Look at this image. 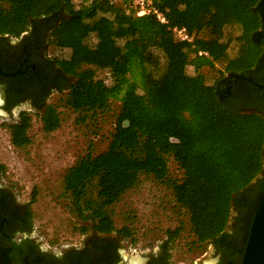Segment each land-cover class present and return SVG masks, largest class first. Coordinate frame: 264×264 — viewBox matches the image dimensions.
<instances>
[{"label": "trees", "instance_id": "1", "mask_svg": "<svg viewBox=\"0 0 264 264\" xmlns=\"http://www.w3.org/2000/svg\"><path fill=\"white\" fill-rule=\"evenodd\" d=\"M136 1L0 0L1 36L17 38L38 20H56L49 45L74 82L38 115L43 131L60 128L61 107L85 125L110 114L114 119L107 148L87 152L65 171L59 198L79 234L93 229L130 238L132 228L117 227L113 207L150 179L171 190L186 216L166 231L170 248L183 237L187 253H202L227 236L233 210L248 205L246 245L264 196V178L258 179L264 175V107L244 111L264 90L238 80L221 100L216 92L226 88L221 81L228 73L264 85L257 72L264 71V46L251 40L262 25L253 10L259 0H145L166 23L153 13L139 16ZM174 28H184L192 41L177 39ZM63 50L67 56L59 59ZM97 71H106L110 82L97 79ZM211 73L218 75L212 84ZM30 126L31 114L23 112L9 127L15 148L31 143ZM170 160L180 178L171 176ZM125 219L134 216L127 212Z\"/></svg>", "mask_w": 264, "mask_h": 264}, {"label": "flooded vegetation", "instance_id": "2", "mask_svg": "<svg viewBox=\"0 0 264 264\" xmlns=\"http://www.w3.org/2000/svg\"><path fill=\"white\" fill-rule=\"evenodd\" d=\"M55 21L38 20L17 38L0 35L1 70L21 72L16 77L0 75V119L9 132V127L19 123L25 109L42 114L51 98L67 92L74 82V77L57 65L49 45ZM256 32L264 34L262 25ZM258 40L264 46V37ZM67 53V50L60 51L57 57L65 59ZM257 72L264 81V71ZM250 101L254 107L246 111L264 107V93L253 95ZM254 195L251 192L249 198ZM29 206L19 199L0 168V264H131L134 260L138 264H186L176 261L167 237L134 244L133 236L126 238L117 232L106 234L89 229L79 234V238L60 240L53 246L41 244L35 238ZM248 211V205L234 209L227 236L211 242L208 255L191 264H240Z\"/></svg>", "mask_w": 264, "mask_h": 264}, {"label": "rangeland", "instance_id": "3", "mask_svg": "<svg viewBox=\"0 0 264 264\" xmlns=\"http://www.w3.org/2000/svg\"><path fill=\"white\" fill-rule=\"evenodd\" d=\"M81 2L74 0L76 6H80ZM209 76L211 84L218 77L216 73ZM96 77L110 82L106 71H97ZM60 97L54 95L50 104L57 103ZM24 111L28 112V109ZM59 111L62 124L50 134L43 131L39 114L29 111L31 126L28 135L31 143L24 149H17L11 144L7 125L0 119V166L4 168V178L15 189L19 199L29 203L36 233L45 245L51 246L60 240L79 238L78 221L59 198L65 171L87 152L98 154L104 151L114 123L112 114L100 117L95 124L85 125L77 114L68 109L61 107ZM169 169L172 177H181L172 160ZM127 212L134 216L132 221L126 222ZM113 214L117 227L128 224L132 228L134 244L149 239H165L167 230L186 221L184 212L180 213L175 206L171 190L150 179H142L136 188L124 195L113 207ZM185 243L186 239L181 237L171 244L177 262L191 264L197 258L204 259L209 253L207 246L202 253L189 254Z\"/></svg>", "mask_w": 264, "mask_h": 264}, {"label": "water", "instance_id": "4", "mask_svg": "<svg viewBox=\"0 0 264 264\" xmlns=\"http://www.w3.org/2000/svg\"><path fill=\"white\" fill-rule=\"evenodd\" d=\"M255 12H258L260 15L262 29L264 30V0H259V3L256 7L253 8ZM259 37H264V34L261 32H255L252 34L251 40L254 44H259ZM21 72L16 71L12 73H5L0 68V75L4 77H16ZM238 80L247 81L259 89H264V85H260L254 82L253 78L249 76H245L242 74L228 73L225 78L221 81L226 84V89L220 90L218 89L216 92L217 97L221 100L225 94L229 92V85ZM246 114H251L252 111L247 110L244 111ZM0 114H2L0 112ZM261 178V175L258 179ZM254 181L253 183H255ZM35 238L44 244L42 240L39 238L38 234L35 231ZM45 245V244H44ZM137 254L133 253V256ZM133 258V257H132ZM131 264H138V261L134 260ZM240 264H264V196L260 200L254 214V218L252 221V225L250 228V232L248 235V239L246 245L244 247L243 257Z\"/></svg>", "mask_w": 264, "mask_h": 264}, {"label": "built area", "instance_id": "5", "mask_svg": "<svg viewBox=\"0 0 264 264\" xmlns=\"http://www.w3.org/2000/svg\"><path fill=\"white\" fill-rule=\"evenodd\" d=\"M135 4L140 7V11L138 13L139 16L146 15L149 13H153L154 15H156V17L159 19V21L161 23H166V19L161 13H159L158 11L153 10L151 8L145 7V0H137L135 2ZM173 33L175 34L176 38L179 39L180 41H186V42L192 41V37H190L187 34V32L184 28L183 29L174 28ZM202 54L203 53H200V55H202ZM204 55H207V54L204 53Z\"/></svg>", "mask_w": 264, "mask_h": 264}]
</instances>
